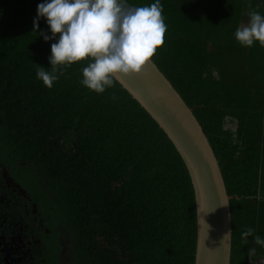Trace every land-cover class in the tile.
I'll return each mask as SVG.
<instances>
[{
    "label": "trees",
    "instance_id": "1",
    "mask_svg": "<svg viewBox=\"0 0 264 264\" xmlns=\"http://www.w3.org/2000/svg\"><path fill=\"white\" fill-rule=\"evenodd\" d=\"M41 2L0 0V147L53 186L72 264H195L193 186L156 122L118 82L99 94L82 86L86 60L64 67L51 88L36 78L37 67L51 69L55 42L38 33L52 35L45 18L33 27ZM161 3L167 30L151 60L218 160L232 197L230 264H253L264 256L253 239L264 238V47L242 46L234 32L250 10L264 14V0Z\"/></svg>",
    "mask_w": 264,
    "mask_h": 264
},
{
    "label": "clouds",
    "instance_id": "2",
    "mask_svg": "<svg viewBox=\"0 0 264 264\" xmlns=\"http://www.w3.org/2000/svg\"><path fill=\"white\" fill-rule=\"evenodd\" d=\"M248 16V24L235 29V39L242 46L259 42L264 47V14L252 9ZM40 18H45L52 35L43 31L39 35L55 42L48 57L51 69L37 67L36 78L51 88L64 67L86 60L80 84L98 94L126 76L142 73L163 45L167 30L161 0L142 6L130 5L128 0H43L37 4L34 29ZM253 232L247 227L240 234L241 241L247 243ZM231 235L230 230L225 232L220 242L230 240ZM253 239L264 247V238L256 235Z\"/></svg>",
    "mask_w": 264,
    "mask_h": 264
},
{
    "label": "water",
    "instance_id": "3",
    "mask_svg": "<svg viewBox=\"0 0 264 264\" xmlns=\"http://www.w3.org/2000/svg\"><path fill=\"white\" fill-rule=\"evenodd\" d=\"M118 83L156 122L186 166L195 197V264H230L232 235L230 240L220 241L225 232L233 233L232 197L227 193L218 160L194 110L151 59L142 73L126 76Z\"/></svg>",
    "mask_w": 264,
    "mask_h": 264
},
{
    "label": "flooded vegetation",
    "instance_id": "4",
    "mask_svg": "<svg viewBox=\"0 0 264 264\" xmlns=\"http://www.w3.org/2000/svg\"><path fill=\"white\" fill-rule=\"evenodd\" d=\"M25 168L0 147V264H72L73 240L54 220V188Z\"/></svg>",
    "mask_w": 264,
    "mask_h": 264
},
{
    "label": "crops",
    "instance_id": "5",
    "mask_svg": "<svg viewBox=\"0 0 264 264\" xmlns=\"http://www.w3.org/2000/svg\"><path fill=\"white\" fill-rule=\"evenodd\" d=\"M253 264H264V256H253Z\"/></svg>",
    "mask_w": 264,
    "mask_h": 264
}]
</instances>
